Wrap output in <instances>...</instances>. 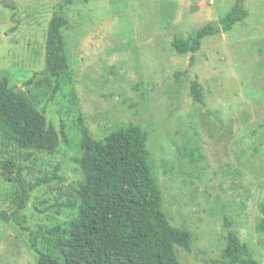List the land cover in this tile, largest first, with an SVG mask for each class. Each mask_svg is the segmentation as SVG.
Wrapping results in <instances>:
<instances>
[{
	"label": "rangeland",
	"instance_id": "374dc122",
	"mask_svg": "<svg viewBox=\"0 0 264 264\" xmlns=\"http://www.w3.org/2000/svg\"><path fill=\"white\" fill-rule=\"evenodd\" d=\"M61 1L0 0V79L25 92L56 130L63 124L68 138L53 155L0 140V210L15 209L16 185L1 175L11 160L30 184L52 178L58 167L57 178L30 193L25 226L41 235L38 226L73 216L57 206L77 201L83 178L79 118L96 139L134 125L146 135L163 211L193 235L189 252L175 248L179 263L220 264L231 231L264 264V236L255 230L264 203V0H246L245 20L205 37L190 68V54H177L171 41L217 26L236 0H75L62 29L69 68L53 91L37 88L42 77L35 75ZM193 79L203 105L192 99ZM190 151L202 159L183 158ZM35 261L28 232L0 223V264Z\"/></svg>",
	"mask_w": 264,
	"mask_h": 264
},
{
	"label": "trees",
	"instance_id": "16d2710c",
	"mask_svg": "<svg viewBox=\"0 0 264 264\" xmlns=\"http://www.w3.org/2000/svg\"><path fill=\"white\" fill-rule=\"evenodd\" d=\"M74 1H61L48 22L44 66L35 75L42 77L37 88L53 87L57 91L68 71L62 29L69 23L64 10ZM245 2L236 0L217 26L200 27L185 40L174 38L171 48L177 54H190L188 67H193L194 55L205 37L228 32L248 17ZM188 73L185 70L176 75ZM31 83L29 80L25 84ZM190 93L195 102L203 105L202 89L195 79L190 82ZM79 122L81 155L76 162L83 178L75 189L77 201L57 206L75 214L51 227L38 226L41 235L32 232L25 226L23 213L30 193L57 178L58 167L52 178L30 184L18 165L8 160L1 175L16 185L15 209L9 213L0 210V223L12 222L28 232L36 264H180L175 248L189 252L193 235L187 229L173 226L162 209V194L148 161L146 135L139 127L129 125L96 139L82 119ZM0 140L21 152L47 155H53L60 142L68 144L64 125L56 130L48 124L44 112L37 109L25 92L18 93L6 77L0 79ZM182 155L194 163L202 159L195 151ZM260 213L255 230L264 236V203L260 205ZM221 256L220 264H259L248 256L247 245L231 231Z\"/></svg>",
	"mask_w": 264,
	"mask_h": 264
},
{
	"label": "water",
	"instance_id": "95a60500",
	"mask_svg": "<svg viewBox=\"0 0 264 264\" xmlns=\"http://www.w3.org/2000/svg\"><path fill=\"white\" fill-rule=\"evenodd\" d=\"M17 92H18V93H20V92H21L20 88H17Z\"/></svg>",
	"mask_w": 264,
	"mask_h": 264
}]
</instances>
